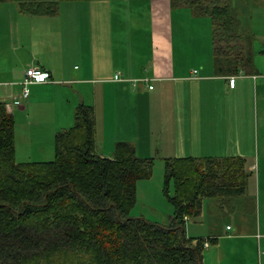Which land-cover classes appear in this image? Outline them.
Instances as JSON below:
<instances>
[{
  "label": "crops",
  "instance_id": "1",
  "mask_svg": "<svg viewBox=\"0 0 264 264\" xmlns=\"http://www.w3.org/2000/svg\"><path fill=\"white\" fill-rule=\"evenodd\" d=\"M163 1L147 0L148 10L140 12L147 22L137 21L139 28L129 23L132 14L115 16L110 0L68 1L87 3L75 6L47 1L39 10L0 2V102L17 118L18 161L53 160L56 135L74 126L79 105L89 104L95 109L97 146L110 141L114 147L110 154L100 152L103 156L113 157L116 144L126 141L139 153V146L145 147L140 157L150 158L151 141H161L169 147L166 158H245L252 180L244 193L224 197L233 223L223 237L264 240V72L255 60L253 71L242 67L223 74L214 57L194 61L197 36L193 41V30L187 32L199 18L189 7ZM33 67L48 71L50 81L31 84L25 98L22 83ZM181 145L184 154L176 149ZM249 191L251 221L254 216L258 221L252 232ZM218 236L192 237L217 242ZM206 244L204 260L212 264V242ZM222 253H216L219 262Z\"/></svg>",
  "mask_w": 264,
  "mask_h": 264
},
{
  "label": "trees",
  "instance_id": "2",
  "mask_svg": "<svg viewBox=\"0 0 264 264\" xmlns=\"http://www.w3.org/2000/svg\"><path fill=\"white\" fill-rule=\"evenodd\" d=\"M7 1L14 0H0ZM15 1L39 10L47 1L90 0ZM228 2L172 0V6L212 18L218 73L253 71L254 40L239 33ZM16 124L0 102V264H206V243L216 238L189 236L187 222L202 216L207 198L237 196L248 185L245 158H167L164 192L173 214L163 225L131 215L138 182L153 177L154 159L138 156L126 141L113 157L101 155L92 105H79L74 126L56 135L50 161H18Z\"/></svg>",
  "mask_w": 264,
  "mask_h": 264
},
{
  "label": "rangeland",
  "instance_id": "3",
  "mask_svg": "<svg viewBox=\"0 0 264 264\" xmlns=\"http://www.w3.org/2000/svg\"><path fill=\"white\" fill-rule=\"evenodd\" d=\"M112 3V11L115 16L121 15L120 12L125 13V15L131 16L129 18V23L135 26L137 21H146V18H141L140 12L148 10L149 6L147 0H110ZM172 0L163 1L170 3ZM228 3H231L234 6V9L237 13L236 19L241 22L240 34H247L248 41L252 38L254 50L252 51V57L256 61V68H259L261 72H264V0H228ZM16 3L15 1H12ZM85 3V4H84ZM87 5L86 2H62V5ZM62 8V7H61ZM68 9V6L67 8ZM181 9V8H179ZM172 10V9H171ZM183 11V9H181ZM175 17V14H174ZM195 17H198L199 20H194L192 24V29H190L187 34L189 35L190 31L193 30V41L197 36V47H198V57L193 58L196 62H208L210 57H214V34H213V25L208 27L209 23L212 22V18L207 16H200L195 13ZM196 23L199 25L197 28ZM146 24V23H145ZM137 24L135 27L139 28ZM189 25V24H187ZM130 26V25H129ZM128 26V27H129ZM144 26V25H143ZM190 26V25H189ZM176 27V25H174ZM209 29L210 31H206ZM172 31V26H171ZM244 32V33H243ZM209 36V37H208ZM242 41V42H240ZM244 40L239 37L238 49L239 46L243 45ZM227 46V45H226ZM237 46V45H234ZM215 60V59H214ZM185 99V95H183ZM134 102L139 105L142 104L141 101L134 99ZM185 111V104H184ZM124 125V124H123ZM110 134V132H109ZM109 136V140H110ZM138 142V141H135ZM152 146L148 148L150 158L154 159V174L153 177L147 180H140L138 182V192H137V201L135 206L131 210V215L135 217L144 216L152 221H156L160 224L167 225L169 224L171 215L173 214V206L169 202L167 196L164 192L165 187V176H166V154L169 147L161 146V141H151ZM159 142V144H158ZM134 144V143H133ZM135 145V144H134ZM164 145V144H163ZM113 146V145H112ZM98 152L105 154L109 150H112L110 146V141L102 144V141L98 144ZM141 155L145 147L139 146ZM184 145L177 146L176 149L180 150L182 153ZM184 154V153H182ZM55 158V157H54ZM252 179L249 180V182ZM248 182V183H249ZM252 185V184H250ZM250 194L247 195V217L252 220V212L255 215V212L252 211V197L253 194L249 191ZM170 194H174V185H170ZM224 197L217 198H207L205 200L204 212L201 218L192 219L187 222V233L191 236H198L199 232H204V234H217V242H212V252L213 259L212 264H264V240L258 238H248L244 241H235V240H226L223 237L227 224H232L233 220L229 214L226 213V206L224 202ZM260 217V216H259ZM262 223L264 224V216L262 214ZM255 222L252 221L248 223L247 229L249 231H257V218L254 216ZM193 234V235H192ZM224 251L222 258L219 260L216 258V253L218 251ZM205 254H208V250L205 249ZM211 262V261H210ZM211 264V263H210Z\"/></svg>",
  "mask_w": 264,
  "mask_h": 264
},
{
  "label": "built area",
  "instance_id": "4",
  "mask_svg": "<svg viewBox=\"0 0 264 264\" xmlns=\"http://www.w3.org/2000/svg\"><path fill=\"white\" fill-rule=\"evenodd\" d=\"M197 72V71H196ZM51 74L48 71L42 70L40 68H30L26 72V78L23 81V95L28 98L31 92L30 85L34 83H42L50 81ZM147 81V80H146ZM136 82V81H135ZM236 78L233 77L230 80L232 87L235 86ZM153 88V86H151ZM208 246V244H206Z\"/></svg>",
  "mask_w": 264,
  "mask_h": 264
}]
</instances>
